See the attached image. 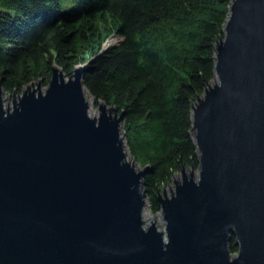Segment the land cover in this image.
<instances>
[{
	"label": "water",
	"instance_id": "water-1",
	"mask_svg": "<svg viewBox=\"0 0 264 264\" xmlns=\"http://www.w3.org/2000/svg\"><path fill=\"white\" fill-rule=\"evenodd\" d=\"M86 67L55 65L11 106L0 80V264H264V0H232L193 107L199 164L160 194L164 226L143 216L147 168L127 160L124 114L89 112Z\"/></svg>",
	"mask_w": 264,
	"mask_h": 264
},
{
	"label": "trees",
	"instance_id": "trees-1",
	"mask_svg": "<svg viewBox=\"0 0 264 264\" xmlns=\"http://www.w3.org/2000/svg\"><path fill=\"white\" fill-rule=\"evenodd\" d=\"M232 0H0V80L8 93L48 85L53 67L124 114L130 156L153 213L182 167H198L193 107L215 78ZM122 40L97 56L104 42ZM97 56V57H95ZM93 59V60H92ZM231 252H237L235 237Z\"/></svg>",
	"mask_w": 264,
	"mask_h": 264
},
{
	"label": "rangeland",
	"instance_id": "rangeland-1",
	"mask_svg": "<svg viewBox=\"0 0 264 264\" xmlns=\"http://www.w3.org/2000/svg\"><path fill=\"white\" fill-rule=\"evenodd\" d=\"M37 83L38 81H36V84H34L33 82V87L32 88H36L37 87ZM43 83V82H42ZM46 85L43 84V87H45ZM13 93H8V92H4V95H3V99L5 101V104L6 105H12V102H13V96H12ZM90 109H89V112L90 114L92 115H98L99 113V103L96 102L91 96H90ZM123 131V129H122ZM132 157L130 156V160L132 161ZM137 168L138 169H142L143 167H141L140 164L137 163ZM186 172H189V168H186L185 169ZM174 179L178 180V181H181L182 180V171H180L175 177ZM173 179V182L170 184V185H167L165 186L164 189H166V195L168 197L171 196L172 194V191L174 192L175 191V181ZM171 187V188H170ZM172 189V191H171ZM164 193V191L161 192V194ZM147 210H146V215L150 214L151 216H153L155 219H158L159 220V224L158 226H164L165 225V220H164V216L163 214L161 213V211L157 212V213H153L151 210H150V207H149V201L147 200V206H146ZM149 216V215H148Z\"/></svg>",
	"mask_w": 264,
	"mask_h": 264
},
{
	"label": "bare ground",
	"instance_id": "bare-ground-1",
	"mask_svg": "<svg viewBox=\"0 0 264 264\" xmlns=\"http://www.w3.org/2000/svg\"><path fill=\"white\" fill-rule=\"evenodd\" d=\"M91 103V102H90ZM127 160L129 161V162H131V160H130V157H127ZM147 208V207H146ZM146 208H144V210H143V216H144V218H145V220H146V222H148V223H152V221H153V223H155L157 226H158V224H159V220L158 219H155L153 216H151L150 214H148V215H146Z\"/></svg>",
	"mask_w": 264,
	"mask_h": 264
}]
</instances>
